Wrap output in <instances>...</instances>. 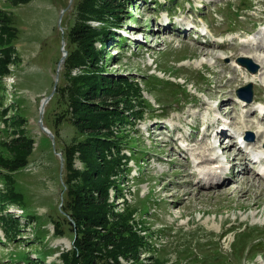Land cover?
I'll return each mask as SVG.
<instances>
[{
    "label": "rangeland",
    "instance_id": "rangeland-1",
    "mask_svg": "<svg viewBox=\"0 0 264 264\" xmlns=\"http://www.w3.org/2000/svg\"><path fill=\"white\" fill-rule=\"evenodd\" d=\"M26 2L0 0V44L5 46L0 59L12 49V59L0 70V155L11 156L6 145L21 148L22 142H31L26 167H0V195L16 187L28 198L35 218L0 199V212L11 213L20 226L12 239L0 224V264H63L60 256L70 250L72 235H54L53 221L65 191L62 151L74 139L67 123L54 125L65 117L66 106L56 90L59 73L68 71L63 62L55 87L54 81L65 24L71 26L74 14L69 0ZM124 6L114 34H125V44L114 37L104 48L99 41L93 45L105 74L134 79L151 108L118 126L129 171L121 179L124 202L112 189L110 200L117 211L132 212L130 223H138L137 232L147 242L136 255H118V264H264V178L253 170L264 166V69L250 57L259 66L255 73L236 61L248 51L256 53L251 50L257 44L264 48V33L251 37L262 28L264 0H132ZM192 23L216 39L211 44L191 39L185 29ZM80 69L73 68L71 75ZM252 75L247 82L245 77ZM149 76L186 82V89L147 88L143 81ZM248 83L252 100L245 103L235 93ZM238 136L245 148L235 144ZM247 152L259 157L260 165L246 164ZM131 156L144 158L138 163ZM73 168L83 169L76 154ZM214 168L224 170L223 183H208ZM39 231L42 240H36Z\"/></svg>",
    "mask_w": 264,
    "mask_h": 264
},
{
    "label": "trees",
    "instance_id": "trees-1",
    "mask_svg": "<svg viewBox=\"0 0 264 264\" xmlns=\"http://www.w3.org/2000/svg\"><path fill=\"white\" fill-rule=\"evenodd\" d=\"M131 1L72 0L70 11L74 15L71 26L65 24L67 32L63 39L66 56L63 69L68 71L59 73L56 90L61 93L66 110L63 114L65 117L56 119L54 125L67 123L73 129L74 139L62 151L65 191L61 210L56 209L57 218L53 221L54 235H72L70 250L60 256L63 264H118V255H136L139 248L147 244L137 232L138 223H130L132 212L126 208L124 212L117 211L114 201L110 200L109 191L112 189L113 195L124 202L121 179L128 174L130 159L122 153L125 141L118 126L150 110V102L143 97L142 89L134 79L105 74L99 65L101 53L93 46L95 41H99L104 48L109 41H113L114 27L121 23L120 14L124 11V5ZM92 21H97L99 25L92 26ZM123 40L119 36L116 43L125 44ZM0 49L4 50L5 46L0 44ZM11 52L12 49L4 59H0L1 72L5 71V66L12 59ZM75 67H80L81 73L72 76L70 70ZM143 82L147 88L157 85L170 91H183L187 85L186 82L177 84L168 79H157L156 76H149ZM155 100L158 101L157 97ZM57 132L53 130L55 137L58 136ZM30 143L22 142L21 148L6 145L5 151L12 154L10 157L0 155V167L7 170H12V166L18 164L26 167ZM75 154L82 162V170L73 168ZM143 158L133 159L139 163ZM0 196L7 204L21 206L25 217L35 218L30 213L28 198L16 187L11 186L7 194ZM15 218L11 213L3 215L0 212V224L12 239L16 238L15 232L20 228ZM41 232L36 234V240L43 239ZM259 241L262 243V238ZM109 245L111 249H107ZM45 258V255H41L39 259L44 263ZM159 264L164 263L161 261Z\"/></svg>",
    "mask_w": 264,
    "mask_h": 264
},
{
    "label": "water",
    "instance_id": "water-1",
    "mask_svg": "<svg viewBox=\"0 0 264 264\" xmlns=\"http://www.w3.org/2000/svg\"><path fill=\"white\" fill-rule=\"evenodd\" d=\"M72 0H69V3L68 5H70ZM64 10H61V13H60V17H59V20L61 18V15L63 13ZM64 40H61V51H62V57L61 59L59 60V63H58V67H57V70H56V74H55V81H54V87L56 86L57 84V81H58V69H59V66L60 64L64 61V58L66 56V50L64 49ZM237 63L243 67H246L248 69V71L252 72V73H255L259 66L252 63L251 60L247 57H239L236 59ZM252 86L250 83H248L246 86H243V87H240L236 90V96L242 100H244L245 102L249 103L251 100H252ZM51 95H49L48 97H46L45 99L42 100L41 104H40V114L43 113V104L46 103V101L50 98ZM39 124L41 126V128H43V123L41 122V120L39 121ZM45 132L47 133V135L49 137H53V135L51 134V132L49 130H47L46 128H44ZM59 157H60V160L62 161V158H61V154L60 153H56Z\"/></svg>",
    "mask_w": 264,
    "mask_h": 264
},
{
    "label": "bare ground",
    "instance_id": "bare-ground-1",
    "mask_svg": "<svg viewBox=\"0 0 264 264\" xmlns=\"http://www.w3.org/2000/svg\"><path fill=\"white\" fill-rule=\"evenodd\" d=\"M259 29V28H258ZM261 30H262V28H260L257 32H255L254 34H252L251 35V37L254 39V38H261V35L263 34V33H261ZM249 37V36H248ZM249 39H251V38H249ZM248 40V39H247ZM250 41V40H249ZM251 41H253V40H251ZM250 41V42H251ZM255 41V40H254ZM253 49H255V50H253ZM251 51H257L256 53L255 52H246V54H247V56L246 57H250L253 61H256V62H258V64L260 65V69L259 70H262V69H264V57L263 58H261L260 57V55H259V53L258 52H264V48H263V46L262 45H260V44H257L256 45V47H253L252 48V50ZM252 79H250L249 77H245V80H247V82H250V81H252L253 80V75L252 76H250ZM45 104L46 103H44L43 104V107L45 106ZM264 110V108L262 109V111ZM210 125L208 124V125H206V129L209 127ZM44 128L45 127H43L42 128V130L45 132V130H44ZM221 131L220 132H218L217 133V136H220L221 135ZM240 136H238V138H239ZM237 138V139H238ZM223 147V149H224V151L225 152H228V150H227V146H222ZM233 157H235V155L233 156ZM254 158H258L257 156L255 157L254 156ZM211 160V159H210ZM213 160V159H212ZM212 163L214 162V161H211ZM218 171H221V169H216L215 170V172H213L212 173V171L210 172V175H212L213 174V176L215 177V178H218V179H220V174H219V172ZM260 171H262V169H260ZM222 172V171H221ZM222 174H223V172H222ZM257 175V174H256ZM206 178H210V177H206ZM247 180H248V178H247ZM249 181V180H248ZM252 181V180H251ZM245 182V181H244ZM247 182V181H246ZM252 184V183H251ZM249 185V188H251L252 187V185ZM247 192V191H246ZM260 194H262V192H260L259 193V195ZM247 196V195H246ZM260 197V196H259ZM258 202V201H257Z\"/></svg>",
    "mask_w": 264,
    "mask_h": 264
}]
</instances>
